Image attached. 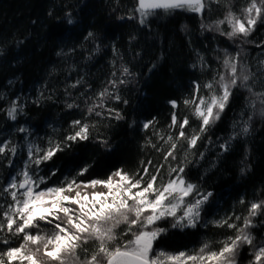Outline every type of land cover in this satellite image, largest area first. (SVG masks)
Here are the masks:
<instances>
[{
    "label": "trees",
    "instance_id": "trees-1",
    "mask_svg": "<svg viewBox=\"0 0 264 264\" xmlns=\"http://www.w3.org/2000/svg\"><path fill=\"white\" fill-rule=\"evenodd\" d=\"M253 3L197 0L144 11L139 0H0V261L26 248L40 264H106L134 238L122 223L82 233L48 257L43 241L76 228L25 225L26 192L12 186L18 176L39 191H62L115 173L141 183L173 161L197 185L191 200L207 201L193 227L160 220L152 254L214 247L229 230L207 221L235 209L252 240L239 262H254L253 250L264 247V89L251 83L250 53H239L237 81L216 117L195 128L185 105L199 80L198 53L236 50L226 25L218 34L213 26L231 12L243 18ZM257 3V24L244 38L255 42L251 54L264 47V0Z\"/></svg>",
    "mask_w": 264,
    "mask_h": 264
},
{
    "label": "rangeland",
    "instance_id": "rangeland-1",
    "mask_svg": "<svg viewBox=\"0 0 264 264\" xmlns=\"http://www.w3.org/2000/svg\"><path fill=\"white\" fill-rule=\"evenodd\" d=\"M257 1L245 10L243 18H237L231 12L219 25L213 26L214 32L218 34L217 30L223 31L222 26L226 25L230 45L236 46V50L228 46L219 50L220 53L216 50L212 56L199 52L194 61L192 67L198 72L199 80L185 105L193 110L197 119L195 128L198 125L204 126L225 106L232 85L237 81L236 61H239V53H250L245 59L252 64L251 83L256 88L264 89V47L251 54L250 48L255 42L244 40L248 34L247 29L257 24L261 11V5ZM259 37L263 41L262 35ZM216 55L220 59L214 61L213 56ZM176 134L180 136L179 131ZM170 139L171 135L168 136V141ZM173 164V161L170 162V166L164 168L163 172L148 177L141 183H132L121 173H115L108 182L79 184L62 191H39L32 179L24 174L18 176L12 186L19 190L22 182H28V187L23 191L26 192V197L19 205L25 225L43 219L54 223L55 220L68 221L76 228L73 232L63 227L64 230L61 228L62 231L54 239L43 241L45 245L41 244L42 250L48 257L60 254L66 241H74L82 233L85 237L96 234L98 230L107 232L114 226L128 223L135 233L132 234L134 238L127 250L149 259L154 264H240L242 248L252 244L251 228L248 225L246 229V225L241 224L242 216L235 209L222 210L207 221V226L229 230V237L214 247L180 253L157 251L152 254L153 243L159 235L156 224L160 220L172 218L174 225L179 228L193 227L201 220L199 210L207 201L205 197L191 200L197 185L189 182L183 170ZM69 200L75 201L77 207L68 206L66 201ZM37 250H40L39 247ZM26 252V248L13 250L0 264H40L39 260ZM253 252L254 262L249 264H264V247H258Z\"/></svg>",
    "mask_w": 264,
    "mask_h": 264
},
{
    "label": "water",
    "instance_id": "water-1",
    "mask_svg": "<svg viewBox=\"0 0 264 264\" xmlns=\"http://www.w3.org/2000/svg\"><path fill=\"white\" fill-rule=\"evenodd\" d=\"M197 0H139L140 7L144 11L156 10L164 7L176 6L180 4L192 3ZM28 187V182L24 181L19 185V190L23 191ZM106 264H154L149 259L129 250H120L114 253Z\"/></svg>",
    "mask_w": 264,
    "mask_h": 264
},
{
    "label": "built area",
    "instance_id": "built-area-1",
    "mask_svg": "<svg viewBox=\"0 0 264 264\" xmlns=\"http://www.w3.org/2000/svg\"><path fill=\"white\" fill-rule=\"evenodd\" d=\"M200 205H201V204H200ZM198 207H200V206H198ZM201 208H202V206H201ZM201 208H200V210H199V215L201 214ZM199 215H198V216H199Z\"/></svg>",
    "mask_w": 264,
    "mask_h": 264
}]
</instances>
